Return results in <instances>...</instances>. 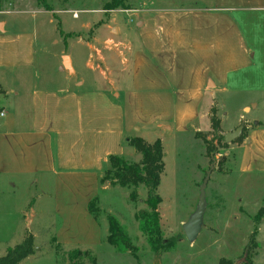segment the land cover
I'll list each match as a JSON object with an SVG mask.
<instances>
[{
  "label": "crops",
  "instance_id": "obj_1",
  "mask_svg": "<svg viewBox=\"0 0 264 264\" xmlns=\"http://www.w3.org/2000/svg\"><path fill=\"white\" fill-rule=\"evenodd\" d=\"M210 1L202 9L144 11L147 16L136 23L138 41L128 40L122 67L115 65L108 76L99 71L102 79L94 77L100 85L93 89H84L85 79L77 77L73 57L64 52L58 64L63 87L31 84L40 77L33 73L36 30L0 17V111L5 112L0 179L29 181L43 191L34 206L57 219L54 244L84 250L101 243L103 228L91 205L106 190L101 179L109 158L137 154L131 139L160 140L165 148L166 140L199 119L206 96L252 81L256 53L242 27L260 29L264 0ZM21 8H1L0 16L22 13ZM65 56L71 58L72 73L63 69ZM74 78L79 81L72 87ZM247 142L242 150H248ZM239 169L258 173L243 163Z\"/></svg>",
  "mask_w": 264,
  "mask_h": 264
},
{
  "label": "rangeland",
  "instance_id": "obj_2",
  "mask_svg": "<svg viewBox=\"0 0 264 264\" xmlns=\"http://www.w3.org/2000/svg\"><path fill=\"white\" fill-rule=\"evenodd\" d=\"M46 1L51 11L37 0H3L2 9L18 6L24 12L0 17H12L18 26L36 30L38 62L33 73L40 77L31 84L63 87L64 73L58 64L64 52L73 57L77 77L85 79L84 89L100 85L94 82V77L102 79L99 71L108 76L115 65L120 70L121 61L127 58L128 40L138 41L136 23L147 16L144 11L202 9L211 4L210 0ZM118 1L120 6L108 9V5ZM140 12L144 14L137 16ZM129 15L133 17L132 23ZM261 23L258 30L242 27L256 53L252 81L221 95L206 96L194 125L165 141L166 169L158 191L162 198L159 211L164 239L176 241L173 248L162 255L151 251L136 218L146 208V190L122 187L113 178L115 170L109 162L101 179L106 190H100L92 206L103 228L101 243L84 250L53 243L55 230L60 225L53 215H41L40 206H34V200L43 195L39 187L29 181L2 177L0 258L33 237L34 253L21 264H221L222 260L233 264H264V174H258L264 172V58L260 56L264 50V29L261 30L264 22ZM115 28L117 33L113 32ZM26 51L25 48V54ZM90 53L91 71L85 65ZM78 78L70 82L72 87ZM240 126H244L241 137L226 143L225 135ZM245 138L249 146L246 151L241 148ZM140 159L139 154L126 157L131 164ZM242 163L249 171L258 173H241L239 164ZM209 173L204 224L197 240L190 243L183 225L195 213L200 187ZM134 190L137 191L135 200L131 198ZM109 216L117 218L126 229L135 250L122 254L107 242Z\"/></svg>",
  "mask_w": 264,
  "mask_h": 264
},
{
  "label": "trees",
  "instance_id": "obj_3",
  "mask_svg": "<svg viewBox=\"0 0 264 264\" xmlns=\"http://www.w3.org/2000/svg\"><path fill=\"white\" fill-rule=\"evenodd\" d=\"M2 1L3 0H0V10ZM37 1L40 5L45 6L48 11H51L47 6L46 0ZM120 4L119 1L112 3L108 5V9L117 8ZM129 145L141 156L139 162L131 164L124 156H111L108 163L110 162L115 170L113 178L118 181L122 187L137 189L144 187L146 190V208L140 210L136 218L139 230L146 237L151 251L156 255H162L176 245L175 239L172 241H166L164 239L159 211L162 198L158 191L162 182V176L166 169L163 144L160 140L154 144H149L141 138H133L129 141ZM124 166H126L125 169L123 168ZM107 174H109V171H107ZM136 197L137 191L134 190L133 193H131V198L135 200ZM92 206L93 204L91 205V212L93 213ZM108 223L109 235L107 242L113 246L117 252L123 254L136 249L131 243L126 229L117 218L109 216ZM33 253V237H29L23 244L14 249H10L6 256L1 257L0 264H21V262L33 255ZM221 264L233 263L231 261L222 260Z\"/></svg>",
  "mask_w": 264,
  "mask_h": 264
},
{
  "label": "water",
  "instance_id": "obj_4",
  "mask_svg": "<svg viewBox=\"0 0 264 264\" xmlns=\"http://www.w3.org/2000/svg\"><path fill=\"white\" fill-rule=\"evenodd\" d=\"M113 32L117 33V29L115 28ZM63 69L69 71L70 73L74 71L71 63V58L69 56H65L63 58ZM243 131H244V126H240L235 131L226 134L225 142L228 144L233 143L234 141H236L241 137ZM209 179H210V173L207 175L205 181L203 182V185L200 187L199 203L195 213L191 216L189 221L183 225L184 233L186 235L187 240L190 243H194L197 240L204 224V215L207 208L206 189Z\"/></svg>",
  "mask_w": 264,
  "mask_h": 264
},
{
  "label": "built area",
  "instance_id": "obj_5",
  "mask_svg": "<svg viewBox=\"0 0 264 264\" xmlns=\"http://www.w3.org/2000/svg\"><path fill=\"white\" fill-rule=\"evenodd\" d=\"M74 18L77 19L78 18V14H74ZM110 45H113L114 42L112 40L109 41ZM107 44V43H106ZM96 54H98L97 50H96ZM92 59V57H91ZM97 68H99V66H97ZM5 116V112L4 111H0V117L3 118Z\"/></svg>",
  "mask_w": 264,
  "mask_h": 264
}]
</instances>
